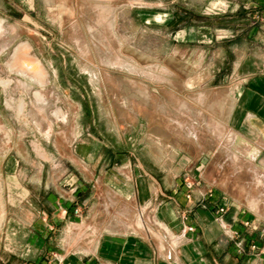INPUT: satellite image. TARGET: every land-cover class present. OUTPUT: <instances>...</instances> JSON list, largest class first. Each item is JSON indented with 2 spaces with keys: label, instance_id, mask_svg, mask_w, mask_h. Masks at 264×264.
Here are the masks:
<instances>
[{
  "label": "rangeland",
  "instance_id": "rangeland-1",
  "mask_svg": "<svg viewBox=\"0 0 264 264\" xmlns=\"http://www.w3.org/2000/svg\"><path fill=\"white\" fill-rule=\"evenodd\" d=\"M136 1L63 0L67 5H60L57 0L59 5L46 8L42 1L30 6L26 0H0V264H39L36 243L25 244L29 232L22 226L31 218V207L22 201L23 188L38 171L31 162L71 155L63 144L79 123L85 129L95 122L102 135L123 148L172 159L174 165L185 159L205 162L203 174L216 178L264 228V171L225 120L216 118L214 126L210 116L222 113L221 102L214 101L220 93L204 85L206 68L215 62L213 50L207 54L196 50L197 43L181 41L177 32L184 23L165 24V0L153 8L138 7ZM24 58L40 64V81L30 80L33 72ZM85 98L92 114L75 119ZM187 178L197 183L190 174ZM108 196L100 190L95 207L99 212L114 201L103 216L109 222L131 221L141 212L132 200L115 192ZM83 236L77 234L76 244L67 249L84 245ZM64 249L42 258L51 252L63 256Z\"/></svg>",
  "mask_w": 264,
  "mask_h": 264
},
{
  "label": "crops",
  "instance_id": "crops-1",
  "mask_svg": "<svg viewBox=\"0 0 264 264\" xmlns=\"http://www.w3.org/2000/svg\"><path fill=\"white\" fill-rule=\"evenodd\" d=\"M26 1L30 6L42 1L46 8L59 5L57 0ZM160 1L135 3L153 8ZM163 2L168 5L163 13L165 24L184 23L177 32L181 41L197 43L196 50H208L207 54L213 50L215 62L206 68L210 74L204 85L206 90L220 93L214 101L221 102L222 113L210 115L214 126L216 118L224 119L251 147L250 160L264 171V0ZM150 12L156 19L157 14ZM26 18L32 22L28 14ZM37 20L41 22L39 15ZM24 59L33 72L27 74L30 80L40 81V64ZM75 81L73 78V84ZM36 96L40 97L38 91ZM70 100L77 103L72 97ZM83 103L75 119L92 114L86 98ZM69 133L63 146L71 155L31 162L38 171L23 188L22 201L31 207V218L24 221L22 229L29 232L25 244L38 246L37 262L48 251L65 248L68 264H264V228L254 222L251 210L216 184V178L203 174L205 162L196 165L185 159L174 165L172 159H160L149 152L145 155L135 147L123 148L117 140L102 135L95 122L85 129L79 123L78 131L75 124ZM186 174L197 181L191 198L187 196ZM104 189L109 199L115 192L136 203V211L145 212L148 230L138 227L136 218L132 222L105 219L114 201L110 199L106 208L96 210L99 191ZM222 205L224 213L219 211ZM77 207L80 214L75 213ZM94 219L98 221L94 223ZM79 233H84V245L68 250Z\"/></svg>",
  "mask_w": 264,
  "mask_h": 264
},
{
  "label": "built area",
  "instance_id": "built-area-1",
  "mask_svg": "<svg viewBox=\"0 0 264 264\" xmlns=\"http://www.w3.org/2000/svg\"><path fill=\"white\" fill-rule=\"evenodd\" d=\"M185 183H186L187 188L189 189V193L187 196H188V198H191L192 192H193V189L195 188L196 183L194 181H189L188 178L186 179ZM219 211H220V213H224L226 211V207L224 205L220 206ZM64 212H66V210H64ZM81 212H82V210L80 207H77L75 209L76 214H80ZM188 229L193 230V227L190 226ZM38 263L39 264H68L66 262L65 256L59 255L55 252H51V256L42 258L41 260H39Z\"/></svg>",
  "mask_w": 264,
  "mask_h": 264
},
{
  "label": "bare ground",
  "instance_id": "bare-ground-1",
  "mask_svg": "<svg viewBox=\"0 0 264 264\" xmlns=\"http://www.w3.org/2000/svg\"><path fill=\"white\" fill-rule=\"evenodd\" d=\"M137 222H136V225L138 227H141L142 229L144 230H148V227L146 226V219H145V212L141 210L140 213H138V217L136 218ZM135 222V221H134ZM132 225V224H131ZM152 231V230H151ZM93 242V241H92ZM92 245H94V243H92ZM91 245V246H92ZM91 246H89L91 249Z\"/></svg>",
  "mask_w": 264,
  "mask_h": 264
},
{
  "label": "flooded vegetation",
  "instance_id": "flooded-vegetation-1",
  "mask_svg": "<svg viewBox=\"0 0 264 264\" xmlns=\"http://www.w3.org/2000/svg\"><path fill=\"white\" fill-rule=\"evenodd\" d=\"M25 62H26V59H23V63L25 64Z\"/></svg>",
  "mask_w": 264,
  "mask_h": 264
}]
</instances>
